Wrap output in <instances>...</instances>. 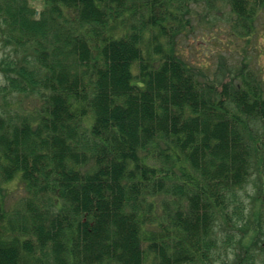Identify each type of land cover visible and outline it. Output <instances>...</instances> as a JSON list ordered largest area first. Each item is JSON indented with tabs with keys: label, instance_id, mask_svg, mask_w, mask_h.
Masks as SVG:
<instances>
[{
	"label": "trees",
	"instance_id": "obj_1",
	"mask_svg": "<svg viewBox=\"0 0 264 264\" xmlns=\"http://www.w3.org/2000/svg\"><path fill=\"white\" fill-rule=\"evenodd\" d=\"M199 1L0 0V264H264V82L150 39ZM215 1L243 35L264 11Z\"/></svg>",
	"mask_w": 264,
	"mask_h": 264
},
{
	"label": "rangeland",
	"instance_id": "obj_2",
	"mask_svg": "<svg viewBox=\"0 0 264 264\" xmlns=\"http://www.w3.org/2000/svg\"><path fill=\"white\" fill-rule=\"evenodd\" d=\"M31 4L37 10H42L39 2L34 1ZM162 7L163 13L169 16V11L173 8H167L166 3ZM180 14V18H176L169 24L170 36H160L159 32L152 30L150 39L158 38L163 43V48L170 49L172 45L178 57L190 67L195 68L201 80L226 82L241 69H247L246 73L250 69L264 82V11L257 15L250 35H243L240 28L235 29L236 19L226 2L220 4L219 1L216 3L213 0L211 2L205 0L192 3L186 16L190 22L189 27L184 32L183 13L180 12ZM138 22L139 20L134 23ZM12 56L11 47L5 49L0 47V62ZM132 70L137 71L136 67ZM4 83L5 81L0 78V86ZM15 97L16 94L8 93L6 100L14 101ZM28 101L29 99H23L21 103L25 105ZM6 111V102H2L0 115H4ZM255 179L252 177L245 193L253 194L252 182H255ZM2 187L6 193L5 205L9 216H14L16 210L24 212L26 192L23 184L14 179ZM243 201H245V207L250 209L251 202L246 195L243 196ZM256 264H259V258Z\"/></svg>",
	"mask_w": 264,
	"mask_h": 264
}]
</instances>
